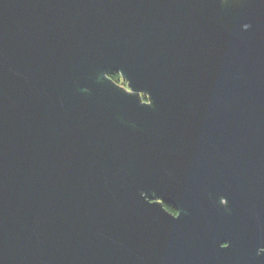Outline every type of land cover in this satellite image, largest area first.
I'll use <instances>...</instances> for the list:
<instances>
[{
	"label": "water",
	"instance_id": "obj_1",
	"mask_svg": "<svg viewBox=\"0 0 264 264\" xmlns=\"http://www.w3.org/2000/svg\"><path fill=\"white\" fill-rule=\"evenodd\" d=\"M0 264H264V0H0Z\"/></svg>",
	"mask_w": 264,
	"mask_h": 264
},
{
	"label": "flooded vegetation",
	"instance_id": "obj_2",
	"mask_svg": "<svg viewBox=\"0 0 264 264\" xmlns=\"http://www.w3.org/2000/svg\"><path fill=\"white\" fill-rule=\"evenodd\" d=\"M218 201L221 202V203H223L224 205L227 202L229 203V201L226 198H224V197H220ZM162 203L164 204V206L166 207V209L169 210L171 213H173L175 215H177L179 213V211L172 204L165 203V202H162Z\"/></svg>",
	"mask_w": 264,
	"mask_h": 264
},
{
	"label": "built area",
	"instance_id": "obj_3",
	"mask_svg": "<svg viewBox=\"0 0 264 264\" xmlns=\"http://www.w3.org/2000/svg\"><path fill=\"white\" fill-rule=\"evenodd\" d=\"M107 77H108V79L110 78V76H109V74L107 75ZM111 79V78H110ZM119 84V83H118ZM120 85V84H119ZM124 87V86H123ZM127 91H129V92H133L128 86H126V87H124ZM139 97L141 98V102L142 103H147V104H149V103H151V100H150V97L147 95V94H145V93H139ZM143 98H146V101H144V99Z\"/></svg>",
	"mask_w": 264,
	"mask_h": 264
},
{
	"label": "rangeland",
	"instance_id": "obj_4",
	"mask_svg": "<svg viewBox=\"0 0 264 264\" xmlns=\"http://www.w3.org/2000/svg\"><path fill=\"white\" fill-rule=\"evenodd\" d=\"M116 81H117L121 86H124V87L128 86V82H127V80H126L122 75H118V76L116 77ZM143 99H144V101H146V98H143Z\"/></svg>",
	"mask_w": 264,
	"mask_h": 264
},
{
	"label": "trees",
	"instance_id": "obj_5",
	"mask_svg": "<svg viewBox=\"0 0 264 264\" xmlns=\"http://www.w3.org/2000/svg\"><path fill=\"white\" fill-rule=\"evenodd\" d=\"M118 75H120L118 72H111V73L109 74L110 78H111L113 81H115V82H117V81H116V77H117ZM117 83H118V82H117Z\"/></svg>",
	"mask_w": 264,
	"mask_h": 264
}]
</instances>
